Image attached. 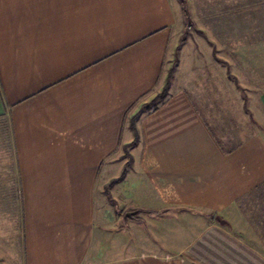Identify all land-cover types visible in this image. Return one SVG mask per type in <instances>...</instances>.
I'll list each match as a JSON object with an SVG mask.
<instances>
[{
  "label": "crops",
  "instance_id": "0c3cea01",
  "mask_svg": "<svg viewBox=\"0 0 264 264\" xmlns=\"http://www.w3.org/2000/svg\"><path fill=\"white\" fill-rule=\"evenodd\" d=\"M177 6L0 0V264H264V54L193 36L142 110Z\"/></svg>",
  "mask_w": 264,
  "mask_h": 264
},
{
  "label": "rangeland",
  "instance_id": "374dc122",
  "mask_svg": "<svg viewBox=\"0 0 264 264\" xmlns=\"http://www.w3.org/2000/svg\"><path fill=\"white\" fill-rule=\"evenodd\" d=\"M175 2L178 5L177 7L180 8L182 16H180V19L178 18L177 24L173 27L172 42L174 43L175 56L170 60L171 63L166 66H169L167 72L170 69L172 70L169 84L176 65V55L182 45H188L185 49L197 48L195 42H190V39H194L193 36L206 35L207 33L224 36L226 45L223 48L228 50L229 53L231 52V60L234 58V52L239 49L248 51L261 49L264 54V0H175ZM257 41L260 43H257ZM229 71L228 69V75H230ZM129 147L126 146L127 151H129ZM242 202L244 212L250 217L254 215L256 205L261 203V201L255 199L247 200L245 203ZM119 209L122 213V210L126 208L124 205H120ZM170 211L196 213L207 219H215V213L191 210L187 207L172 208ZM136 214L139 213L133 210L130 215L134 216ZM123 216L120 215V228L124 226L121 225L124 223Z\"/></svg>",
  "mask_w": 264,
  "mask_h": 264
},
{
  "label": "trees",
  "instance_id": "16d2710c",
  "mask_svg": "<svg viewBox=\"0 0 264 264\" xmlns=\"http://www.w3.org/2000/svg\"><path fill=\"white\" fill-rule=\"evenodd\" d=\"M171 73H172V70L170 69L169 72H168V74H167L166 83H165L164 87L162 88V90L159 93H157L155 95V97L153 99H151L149 102L144 103L141 106L142 110H145V111L153 110V109H155L157 107V105L159 103L163 102V100L167 96V89H168V86H169V80H170V74ZM137 141H138V134L135 133V136H134L133 141L131 143H129L128 145H125L123 147L124 148V155L123 156H128L129 155L128 151L126 150V146H133V145H135L137 143ZM130 163H131V159L129 158L126 161L125 165H124V169H123L121 175L116 180H120V179H122L125 176V172H126L127 168L130 166ZM108 198L113 202V200L111 199V197H110L109 194H108ZM147 212H150V211H147ZM214 217H215V220L217 222H219L220 224L227 225V223L220 216L214 215Z\"/></svg>",
  "mask_w": 264,
  "mask_h": 264
}]
</instances>
